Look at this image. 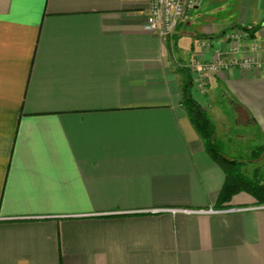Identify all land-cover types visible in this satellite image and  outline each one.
<instances>
[{"label": "crops", "instance_id": "obj_1", "mask_svg": "<svg viewBox=\"0 0 264 264\" xmlns=\"http://www.w3.org/2000/svg\"><path fill=\"white\" fill-rule=\"evenodd\" d=\"M147 12L148 0H0V264H264V208L246 192L219 204L225 171L181 100L188 67L220 144L248 134L261 152L222 155L263 183L264 0H200L166 39ZM216 57L263 66L200 86L194 66Z\"/></svg>", "mask_w": 264, "mask_h": 264}, {"label": "trees", "instance_id": "obj_2", "mask_svg": "<svg viewBox=\"0 0 264 264\" xmlns=\"http://www.w3.org/2000/svg\"><path fill=\"white\" fill-rule=\"evenodd\" d=\"M256 29L246 28L243 30L253 36ZM187 68L183 69L185 79L182 86V105L195 131L204 141L212 159L224 169L226 174V181L219 196V204L229 203L235 194L246 192L256 200L258 205H264V183L246 177L241 171V163L229 160L222 155L217 139L214 137V129L206 110L197 104L191 96L192 80L190 69ZM219 208H224V206H220Z\"/></svg>", "mask_w": 264, "mask_h": 264}, {"label": "built area", "instance_id": "obj_3", "mask_svg": "<svg viewBox=\"0 0 264 264\" xmlns=\"http://www.w3.org/2000/svg\"><path fill=\"white\" fill-rule=\"evenodd\" d=\"M200 0H148V12L145 29L159 37L166 39L172 37L177 28L189 19L191 12L198 6ZM243 34L241 32H230L227 38L238 40ZM240 50V45H231L228 49V54H237ZM218 55V54H217ZM241 66L243 68H261L263 61L253 59L251 57L242 60L231 57L223 60L216 57L208 63H203L199 66H194L197 79L200 80V86L204 85V79L208 74H212L217 69L227 68L229 66ZM193 70V68H191ZM264 208L260 205L259 209ZM173 213L175 210H171Z\"/></svg>", "mask_w": 264, "mask_h": 264}, {"label": "rangeland", "instance_id": "obj_4", "mask_svg": "<svg viewBox=\"0 0 264 264\" xmlns=\"http://www.w3.org/2000/svg\"><path fill=\"white\" fill-rule=\"evenodd\" d=\"M213 103H214L213 105H216V100ZM212 110L214 112L218 111L217 106L214 107ZM214 137L216 139L215 134H214ZM222 140H224L223 141L224 143L222 142L223 144H220L221 143L220 140L217 139V143H218L220 151L222 150V152H225L230 157L240 158L239 162L245 163V165H247L251 161H254L255 159H258L261 156V152L256 151V150H258L257 149L258 146L256 145L257 142L252 137V135L247 134L246 136H244V139H238V138H236V136L235 137L232 136L229 139H227L226 141H225V138H222ZM251 144H254V147H255V148H253L255 150V154H254L255 156H253V157H251V154L248 152V150L251 148ZM224 146H226V149L224 148ZM225 153H223V154H225ZM256 154H259V155H256ZM257 172L262 173L260 175L261 177H259V178L264 179V176H263L264 175V167L258 168Z\"/></svg>", "mask_w": 264, "mask_h": 264}]
</instances>
